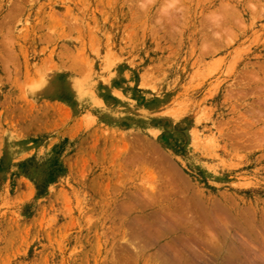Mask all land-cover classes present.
Instances as JSON below:
<instances>
[{"label": "rangeland", "instance_id": "1", "mask_svg": "<svg viewBox=\"0 0 264 264\" xmlns=\"http://www.w3.org/2000/svg\"><path fill=\"white\" fill-rule=\"evenodd\" d=\"M0 264H264V0H0Z\"/></svg>", "mask_w": 264, "mask_h": 264}]
</instances>
